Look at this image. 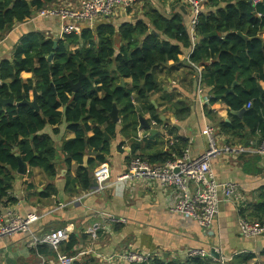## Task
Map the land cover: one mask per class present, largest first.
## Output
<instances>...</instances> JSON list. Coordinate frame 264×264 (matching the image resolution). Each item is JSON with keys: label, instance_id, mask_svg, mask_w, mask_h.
<instances>
[{"label": "crops", "instance_id": "obj_1", "mask_svg": "<svg viewBox=\"0 0 264 264\" xmlns=\"http://www.w3.org/2000/svg\"><path fill=\"white\" fill-rule=\"evenodd\" d=\"M144 3L138 0L133 7H118L113 14L100 15L91 24H85L84 29L94 30L100 24L110 22L117 26L126 22L134 23L136 19L144 17ZM148 3L168 17L175 14L181 16L193 34V10L186 0H149ZM80 4L81 0H54L47 7L59 5L78 8ZM39 12L40 10L34 11L31 16L16 22L1 38L0 64L5 59L12 60L21 38L28 33H41L46 39H57L58 43L64 37L60 19L54 16L45 17ZM116 40L118 52L119 36ZM201 44V38L195 37L194 45ZM79 47V43L69 45L72 52ZM191 51L192 48L185 49L180 54L178 63H167L155 68L154 74L161 89L152 93L148 101L140 103L142 114L149 119L154 133L139 130V122L136 130L122 125V106L117 103L120 120L115 131H107L109 137L104 141L107 142V152L94 147L87 148V164L82 163V166L90 167L94 175L95 169L104 162L95 161L89 165V160H95L98 155H105V162L111 168V178L103 191L81 186L75 171L65 164L63 153L56 160L58 172L52 178L47 177L42 168L31 166L29 162L24 175L13 172L8 194L16 201L8 204L4 199L3 203H0V212L5 213L6 209L11 207L18 215L36 213L39 219L27 232L0 238V264H58V252L65 253L66 243L72 234L78 239L74 248L76 253L72 256L75 261L80 262L88 255H93L101 261V255L109 256L125 249L141 250L167 261L184 262L188 259L187 251L190 248L215 246L226 261L238 253H254L256 257L251 259L249 264H264V256L261 255L264 251V233L250 238L243 236L239 228L241 214L232 201L220 204L212 227L206 229L193 219L172 210L180 196L176 187L164 186L159 181L146 179L118 182V178L127 171L135 148H138L137 155L164 153L182 138L187 142L191 154L198 156L208 148L209 140L203 133L208 126L214 129L219 146L243 144L252 147L258 144L263 136L264 105L259 111L261 120L255 122L254 116H247L248 109L252 106L248 107L246 104V110L241 115L235 114L221 98L212 94L210 86L203 84V97L215 99L204 105L210 111L209 114L205 112L197 95L198 70L191 65ZM200 66L203 72L205 66ZM111 74L116 77L113 87L132 86V80L121 77L115 69L112 68ZM21 77L30 84L37 80L32 71L21 72ZM235 81L229 87L228 93L233 92L236 85L245 86L243 77H237ZM259 86L264 87V79L258 81V88ZM136 95V92H133L134 98ZM98 96L103 97L104 93L100 91ZM29 97L32 99V90ZM177 101H184L191 106V114L188 117L178 118L174 105ZM71 105H74V102ZM135 118L138 120L137 111L136 116H130L126 124ZM222 121L229 124L237 121L242 127H223ZM88 123L92 128L87 135L91 137L94 135V124L91 119ZM57 127L59 131L53 133V129ZM105 127L103 126L104 129ZM42 133L53 136L58 149H61L63 140L76 136L75 130L64 124L47 125L40 132ZM75 163L76 161L72 160V164ZM212 169L218 182L233 181L237 184L234 202L238 206L242 205L246 214L250 213L253 204L261 199L260 190L264 186V156L254 153H245L238 157L221 154L212 160ZM112 216L123 218L125 221H115ZM57 228H65L68 238L61 243L58 250L42 246L44 252H39L38 245L43 243H36L35 238ZM91 229L96 230L95 236ZM212 258V263L217 264V259Z\"/></svg>", "mask_w": 264, "mask_h": 264}, {"label": "trees", "instance_id": "obj_2", "mask_svg": "<svg viewBox=\"0 0 264 264\" xmlns=\"http://www.w3.org/2000/svg\"><path fill=\"white\" fill-rule=\"evenodd\" d=\"M53 1L0 0V40L16 22L46 8ZM142 1L145 2L144 17L134 23L117 26L110 22L100 24L94 30L86 28L80 35L64 36L56 49L52 39H46L41 33H28L21 38L12 60L1 62L0 96L9 97L13 93L17 101L22 100L23 92L30 96L35 83L41 109L37 112L26 104L0 105V203L4 199L8 204L16 201L9 196L8 189L13 172L18 168V155L31 166L42 168L45 175L52 178L58 172L56 160L63 153L65 164L75 171L79 184L87 189L95 187L90 167H84L82 163L88 147L107 152L104 132L115 131L117 125L109 115L113 103L116 101L122 106L125 127L136 130L137 118L129 120L128 124L126 121L130 116H136V103L140 105L148 101L152 93L161 89L154 74L155 68L178 63L185 49L192 48V66H205L202 85L210 86L212 94L221 98L231 111L240 110L251 102L247 116H254L255 122L261 120L259 111L264 105V97L260 99L258 81L264 79V0L257 4L250 0L203 2L193 33L202 40L199 46L194 45L192 34L181 16L175 14L168 17L150 5L149 0ZM117 36L120 40L118 52ZM73 43L80 44L74 52L69 49ZM53 51L54 57L50 61L48 55ZM112 68L121 77L130 78L132 86L113 87L116 77L111 74ZM23 71H32L37 80L32 84L26 83L21 77ZM80 73L88 77L74 91L70 80L77 82ZM237 77H243L245 86L236 85L234 91L228 93ZM100 91L104 93L103 97L98 96ZM133 92L137 94L135 98ZM214 100L212 98L211 102ZM73 102L74 105H71ZM174 105L179 119L191 114V106L186 102L177 101ZM204 109L209 114L206 106ZM89 119L94 124V135L91 137L87 135L92 128ZM236 122L229 124L222 121L221 125L231 129L242 127ZM62 124L75 130L76 136L63 140L61 149H58L53 136L40 132L47 125ZM103 126H106L105 129ZM262 128L264 130V125ZM58 131L59 127L53 129V133ZM263 137L264 134L261 139ZM187 147V142L180 138L167 152L137 155L138 148H135L132 157L139 156L150 163H164L181 157ZM72 160L76 163L72 164ZM95 161L105 162V155L90 159L89 165ZM260 198L262 201L255 202L250 213L246 214L245 208H242L240 214L250 221L264 224V186L261 187ZM46 244H39L37 250L44 252L42 246L54 248ZM77 244L78 239L72 234L66 243L65 253L74 255ZM261 255L264 256V251ZM254 257V253H238L226 264H249ZM211 259L193 257L178 262L154 256L144 264H213ZM74 264L115 263H102L93 255H88L84 261H75Z\"/></svg>", "mask_w": 264, "mask_h": 264}, {"label": "built area", "instance_id": "obj_3", "mask_svg": "<svg viewBox=\"0 0 264 264\" xmlns=\"http://www.w3.org/2000/svg\"><path fill=\"white\" fill-rule=\"evenodd\" d=\"M138 0H81L78 8L71 6H50L41 9L39 14L45 17L54 16L61 21L62 36L81 34L85 24H91L98 16H109L116 8L133 7ZM192 7L193 18L191 20L192 32L198 24V16L201 12V4L205 0H186ZM263 0H252L257 4ZM192 38L195 39L194 34ZM198 70L197 95L202 107L211 102L210 98L203 97L202 71L200 65H195ZM248 107L251 102H248ZM155 124L156 121H153ZM203 133L207 135L209 143L206 151L198 156L191 154L187 147L181 157L168 160L164 163H150L149 161L134 156L130 159L129 166L119 178L118 182L128 180H155L164 186H174L178 189L180 196L172 210L178 214L187 216L196 221L201 227L211 228L218 213L220 204L224 201H232L237 210L241 211L242 205L234 202L237 184L233 181L220 183L214 176L212 160L221 154H230L238 157L245 153H254L264 156V137L254 146L222 145L216 141L214 129L206 127ZM95 189L103 191L107 181L111 178V168L107 162L100 164L94 171ZM115 221L124 222L123 218L111 217ZM39 219L36 213L25 216L18 215L8 207L6 212H0V238L15 233L27 232L31 225ZM239 228L243 236L250 238L264 233V224L258 221H250L240 216ZM96 235V230L91 229ZM68 238L65 228H57L35 238L36 243H47L56 250L63 241ZM104 263L144 264L154 257L151 253L136 249H125L113 255H101ZM187 257H213L209 248L194 247L187 251ZM75 257L64 252H58V264H74ZM218 264H226L223 258L217 259Z\"/></svg>", "mask_w": 264, "mask_h": 264}, {"label": "water", "instance_id": "obj_4", "mask_svg": "<svg viewBox=\"0 0 264 264\" xmlns=\"http://www.w3.org/2000/svg\"><path fill=\"white\" fill-rule=\"evenodd\" d=\"M250 2H252V0H250ZM54 49H56V47L58 46V40H54ZM65 45L68 46V43L65 42ZM54 57V51L51 52L48 55V59L50 61H52ZM88 77L87 74L84 73H80L79 78L77 80V82H74L72 80H70V83L72 85V88L74 91H77L81 85L84 79H86ZM237 82V81H235ZM124 83V80H122V84ZM53 85V84H52ZM260 88V92H261V96L260 98H262V95H264V87L259 86ZM38 96H39V91L36 87V84H33V88H32V99L29 97V94H27L25 91L23 92V99L17 101L15 95L13 93H10L9 97H2L0 96V105L1 106H8V105H22V104H26L28 106H30L32 109H34L35 111L39 112L41 107L40 104L38 102ZM136 105V111L138 113V122H139V130H148L150 131V133H154V129L149 121V119H147L143 114H142V109L140 107V105H138L137 103ZM246 110V107L240 109V110H233L232 112L235 114H239L241 115L244 111ZM119 107L117 105V102L115 101L112 105V110L110 111L109 115L112 119L113 122L117 123L120 120V115H119ZM122 125H124V122H122ZM105 136H104V141H106L109 137V135L107 134V132H104ZM18 168L16 170V173L19 175H24L27 172V162L25 160H23V158L18 155ZM87 154L84 156V160H83V165H86L87 163ZM262 200L259 199V202H261ZM211 255L216 258V259H220L221 257V253L217 250V248L215 246H210L209 247Z\"/></svg>", "mask_w": 264, "mask_h": 264}]
</instances>
